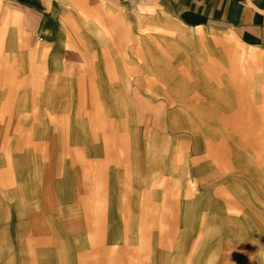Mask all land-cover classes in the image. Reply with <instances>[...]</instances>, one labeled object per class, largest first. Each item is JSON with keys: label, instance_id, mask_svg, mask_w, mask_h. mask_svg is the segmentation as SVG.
<instances>
[{"label": "rangeland", "instance_id": "rangeland-1", "mask_svg": "<svg viewBox=\"0 0 264 264\" xmlns=\"http://www.w3.org/2000/svg\"><path fill=\"white\" fill-rule=\"evenodd\" d=\"M169 43L162 40L157 47L151 43L160 56L149 53L139 59L143 72L128 74V87L134 89L128 90L127 105L97 106L90 92L89 102L65 116L63 106L40 105L46 91L27 89L19 59L16 73L7 74L3 68L9 64L0 58V209L11 206L13 218L16 210L24 211L19 194L32 186L18 183L41 178L43 186L33 187L40 188L41 195L31 196V203L32 208L36 203L37 209L47 211L36 221L32 217V226L17 234L0 228V264L10 251L8 238L17 239L12 244L19 248L11 250L17 264L24 263V245L43 241L78 247V264H264V112L243 104L249 101L242 81L248 67L232 68L225 53L222 98L216 99V75L209 72L208 122L200 121L205 107L198 105L197 82L182 85L181 92L182 98L196 96L192 102L196 105L171 100ZM235 49L224 42L230 57ZM183 57L176 63L189 65ZM234 57L244 60L242 55ZM180 70L176 75L188 78L185 69ZM208 70L215 71L212 66ZM8 100L9 110L3 107ZM217 100L223 105H216ZM218 112L224 122H213ZM247 115L256 120L245 121ZM11 116L15 121L8 122ZM82 118L91 139L82 138L76 129L75 119ZM10 126L16 128L10 142L17 153L7 152L3 138ZM24 133H31L29 138L41 142V148L30 146L35 152L18 153L24 149ZM77 144L88 153L76 150ZM232 146L251 152L257 163L251 174L256 201L246 202L244 211L239 201H232L233 170L227 168L223 153ZM24 157L28 163L23 166ZM10 159L17 160L16 168L8 166ZM40 221L46 232H36ZM30 228L35 233H27ZM238 228L241 232L233 234Z\"/></svg>", "mask_w": 264, "mask_h": 264}, {"label": "crops", "instance_id": "crops-1", "mask_svg": "<svg viewBox=\"0 0 264 264\" xmlns=\"http://www.w3.org/2000/svg\"><path fill=\"white\" fill-rule=\"evenodd\" d=\"M144 29L156 31L145 33ZM165 30L168 33L161 32ZM162 40L170 42L168 47L171 46L172 102L196 105V102L192 103L196 96L182 98L181 92L182 85L185 87L197 82L194 87L199 91L198 105L205 107L200 121L208 122L206 106L209 105L208 90L211 87L208 86L207 74L214 72L216 75L215 97L222 98L226 53V58L231 60L226 59V62L232 64V68L248 67L242 81L249 101L243 104L257 107V112H264V0H0V58L3 57L9 64L4 66V73L15 74L16 59H19L22 68L19 72L28 82L27 89L46 91L44 97L39 98L43 100L40 105L63 106V116L77 105L78 108L74 109L78 112L81 104L90 101V92L91 100L97 106L127 105L128 90L134 89L128 87V74L143 72L145 66L139 59L147 58L149 53L159 57L160 50L151 43L154 42L157 47ZM225 41L236 48L232 57L224 50ZM149 46L150 51L147 50ZM235 55H242L244 60H234ZM182 57L189 65H181L183 61L176 63V58L182 60ZM208 66L215 71H209ZM181 68L185 69L188 78L176 75L181 73ZM87 83L88 89L85 90ZM80 90L83 91L79 101L77 95ZM215 104L223 105L218 100ZM4 106L9 110L11 101H6ZM64 119L63 126H67ZM214 119L213 122H224L223 113H216ZM251 119L256 120V117H245V121ZM84 120L82 118L79 122L75 119L74 124L82 133V138L91 139ZM11 121H15L13 116L9 117L8 122ZM87 122L90 120L87 119ZM252 128L256 129V126ZM15 131V126H10L3 134L8 153H17L10 142L16 137ZM29 136H32L31 133L23 134L26 137L24 149L18 153H33L32 148H41V142ZM76 150L87 152L82 144H77ZM223 153L227 168L233 170L229 177L234 187L232 194L236 198L232 201H239L244 211L246 202L256 201V185L251 177L257 170L256 159L249 156L251 152L241 151L240 147L232 146ZM16 162V159H10L8 166L16 168ZM26 163L28 161L24 157L23 166ZM42 181L41 178H25L18 183L32 186L19 194L24 200L19 207H23L24 211L16 210L13 218L11 206L7 210L1 208L0 228H12L13 234H17L19 229L32 226V217L33 221L43 217L47 211L42 207L37 209L36 203L32 208L31 203V196L41 195L40 188L33 187H42ZM56 191L52 189V193ZM39 224L41 229H36V232H46L43 223L40 221ZM239 232V228L232 231L233 234ZM27 233L35 232L30 228ZM16 240L8 238L6 249L10 251L3 264H17L15 254L11 252L19 248L12 244V241L18 243ZM2 248L5 246L2 245ZM25 248L27 253L24 250L21 258L23 264L34 260L39 264H76V259L78 264V247L73 248L70 244L54 242L47 245L43 241L34 246L24 245Z\"/></svg>", "mask_w": 264, "mask_h": 264}]
</instances>
